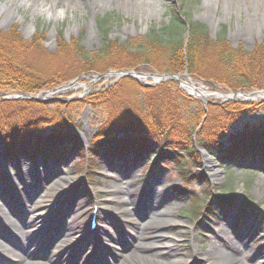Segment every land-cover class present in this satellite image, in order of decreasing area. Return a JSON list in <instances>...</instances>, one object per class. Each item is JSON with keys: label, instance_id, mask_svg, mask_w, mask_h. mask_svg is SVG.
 <instances>
[{"label": "rangeland", "instance_id": "obj_1", "mask_svg": "<svg viewBox=\"0 0 264 264\" xmlns=\"http://www.w3.org/2000/svg\"><path fill=\"white\" fill-rule=\"evenodd\" d=\"M38 1L41 0H0V3L8 9L12 8L11 11L1 12L0 30L6 31L15 24L24 39H30L34 34L42 32L41 43L43 52L47 55L55 53L56 38L59 34L66 42L71 39L77 40L88 55L99 51L107 40H115L120 44L129 43V50L132 51L151 34V31L160 35L164 34L166 37L165 28L167 26L176 29V24L174 25L172 19V9L184 12L183 19L204 27L210 40L214 41L223 37L233 49L241 48L246 52H252L256 45L264 43V0H86L82 5H73L72 0H55L54 8H51L53 13L55 8L60 6L65 7L68 12V17L63 21L47 19V13L43 11ZM42 1L49 6L50 0ZM180 37L186 43L187 35L181 33ZM39 58L40 56L36 59L34 54L31 55V61L38 64H35L37 67L49 69L48 66H52L45 58L38 62ZM55 62H53L54 66L57 63ZM143 72L148 71L143 70ZM151 72L158 75L166 74L165 72ZM224 72L217 74L224 80V85H206L205 77L208 78V75L205 73H201L205 77L188 75L195 87L197 83H201L204 89L208 87L206 90L211 93V89L223 94L240 90L230 74ZM92 76H94L93 72H87L83 74L82 79H77L72 87L51 95L68 104L74 103L76 107H71L70 118L76 125L78 135L85 146H89L105 113L103 106L81 101L85 96L104 90L125 79L124 77L115 79L103 76L94 80ZM182 81L190 84L186 76L182 78ZM163 82L153 84L151 79H143L140 84L152 83L151 86H156ZM227 83L234 87L228 88ZM176 85L179 88L178 83ZM180 91L193 101L202 103L201 99L194 100L193 97H197V94L192 95V92L187 89H180ZM122 94L131 97L134 92L127 86L123 88ZM74 98L79 100H73ZM206 100L213 104L220 102L218 97H207ZM180 102L186 103L184 100ZM252 102H258V100ZM186 104L188 106L183 105L181 108L191 115L195 107L193 103ZM259 105L261 107L256 109H247L249 111H245L229 128L230 134L240 130L244 125L263 124L264 104L258 102ZM223 142L228 145L226 138ZM0 145L2 146L3 143L1 142ZM66 146L70 148L68 144ZM204 153L216 157L220 175L211 177L210 165L201 156L198 169L203 176L194 173L193 178L186 183L176 173L173 163L166 162L159 170H149L144 167L147 161L153 160L152 156L146 160L134 161L133 164L120 156L115 157L109 168L107 164L101 162L99 175H94L93 186L87 184L84 174L79 170V151L65 155L61 160L44 161L42 158L33 160L30 157L18 156L9 162H0V198H3V200L0 199V205L3 202L6 203V208L14 214L7 218L0 212V230L5 232L7 228L18 236L11 229L12 224L9 220L17 224L21 219V210L23 211L29 205L25 202L26 196L41 192L43 209L40 207L37 210L36 205H31L29 209L34 211L31 215L32 225L38 222L40 225L45 223L50 229L56 230L59 217L56 214L57 207L59 204L64 206L72 219V231L65 234L66 241L74 243L81 236L90 235L87 244H82L80 240L77 244L83 252V257L87 259L83 264H118L121 261L119 257H126L129 254L128 250L147 256L155 250L153 243H157L158 246L162 245V242L171 240H174L172 249H178L176 258L179 264H209L208 252L214 242V235L225 228L227 223L224 218L228 216L227 219L232 225L234 235L243 236V240L248 245L245 246L246 248L243 245L238 262L240 264H264V231L260 232L257 238L254 235L259 233V230H264V160L247 157L244 160H247L245 163L228 165L218 160L215 152L204 151ZM45 177H47V183H43ZM67 177L71 179L68 180ZM123 177L131 180L135 193L154 185L156 190L161 192V194L158 192L160 197L158 202H155L160 210L156 214L160 216L161 212V218L164 216L171 222L152 221L153 216L149 217L152 212L147 215L149 207L145 204L137 208L138 215L129 217L124 204L120 202L118 192L119 179ZM180 183L182 190L177 189ZM188 191L193 194L191 195ZM194 196H197L203 204L209 202L211 205H214L216 198L234 196L236 197L235 204L241 205L242 209L237 206L225 211L220 210L217 216L208 223L204 220L207 214L198 219L193 218L191 202ZM166 199L169 201L166 202ZM198 200L194 202L198 203ZM92 202L98 203L102 212L97 220L96 228L89 231L88 217ZM36 216H39L37 220ZM249 230H252L254 234H251ZM157 234H165L167 237L160 240ZM30 235L34 238L36 233L28 230L27 237ZM51 236V231H46L44 237L47 239ZM10 244L6 243V247L12 248ZM157 246L156 248L161 247ZM224 247L230 249L228 245ZM51 249L52 247H50V252ZM76 251L77 249L73 248L72 254ZM17 252L19 258H25L28 254L25 250H17ZM13 254L15 253L8 254V251L0 249V259L4 258L8 264H13L15 259ZM34 261L43 262L37 258H34ZM138 262L132 259L128 264H140ZM65 263L75 264V261L71 262V259H68Z\"/></svg>", "mask_w": 264, "mask_h": 264}, {"label": "trees", "instance_id": "obj_2", "mask_svg": "<svg viewBox=\"0 0 264 264\" xmlns=\"http://www.w3.org/2000/svg\"><path fill=\"white\" fill-rule=\"evenodd\" d=\"M172 13L176 29L167 26L166 37L151 31L132 51L129 43L107 40L99 51L88 55L77 40L66 42L59 34L55 53L47 55L41 43L42 32L24 39L15 24L6 31L0 30V97L11 93L35 95L57 88L77 74L104 73L110 69L186 71L195 76L205 73L208 75V78L203 76L206 85L210 86L224 85V80L217 74L225 71L238 89L264 88V43L256 45L252 52L233 49L223 37L210 40L204 27L182 18L184 12L172 9ZM185 21L188 24L186 43L180 37L187 29ZM32 54L36 59L40 56L38 62L45 58L52 66H48L49 69L37 67L38 64L31 61ZM127 86L134 92L131 97L122 94ZM226 86L234 87L230 83ZM180 100L193 103L195 108L191 115L182 110L181 107L188 104ZM81 102L101 105L105 113L88 147L83 146L74 131L76 125L70 118L71 107H76L74 103L0 100V143H3L0 145V162H9L18 156L61 160L65 155L79 151V170L85 171L88 182L92 183L100 159L108 161L113 155L121 158L133 155L134 159L143 160L152 155L153 161L146 164V168L159 170L164 163H173L176 173L186 183L194 173L203 176L198 169V147L217 153L223 163H238L250 154L264 158L263 126L244 127L229 137V145L222 142L241 113L259 107L258 103L209 104L205 111L202 103L182 93L176 82L145 87L127 78L85 96ZM181 188L180 183L177 189ZM195 200H198L197 196L191 202L193 218L213 213L214 206L199 200L195 203ZM234 200L235 197L227 196L215 201L219 206H227Z\"/></svg>", "mask_w": 264, "mask_h": 264}, {"label": "bare ground", "instance_id": "obj_3", "mask_svg": "<svg viewBox=\"0 0 264 264\" xmlns=\"http://www.w3.org/2000/svg\"><path fill=\"white\" fill-rule=\"evenodd\" d=\"M72 4H78L82 5L84 1L86 0H72ZM40 2V7L43 8L44 12L49 11V6L54 8L53 0H50L49 6H46V4L43 3V1ZM12 10V8H10ZM7 7L4 6L3 3H0V14L4 10H9ZM4 21V19H3ZM30 25H28L29 27ZM31 28V27H30ZM190 91H194L193 89H190ZM197 92L201 95H205V91L203 90H197ZM256 96H261V98H264V93L261 94H254L252 98H256ZM204 160L207 164L210 165L209 172L211 177H218L220 175L219 166L214 157H212L209 154L203 155ZM53 172V170H52ZM55 172V171H54ZM48 176V175H47ZM68 180L71 179V177H67ZM73 179V178H72ZM47 177L43 180V183H47ZM120 186H119V194H120V202L124 204V209L128 213L129 217L130 215L134 217V215H138V207L142 204H145L149 209L147 210V215L149 217L153 216L151 220L153 221H161L164 223L171 222L170 219H166L164 216L162 217V213L160 212L159 215L156 214L159 212L158 205L155 204V202H158V198L160 197L156 188L154 185H151L150 187H147L146 189L135 193L133 184L131 183V180L127 178H120ZM59 182V181H58ZM49 183V182H48ZM43 187V186H42ZM161 194V192H159ZM43 195L41 192L31 193L30 195L26 196L25 202L29 205L21 210V219L18 220L17 224L13 220H9L12 224V230L15 231L18 236H15L12 231L8 230L6 227V231L3 232L0 230V249L8 251V254L14 252V262L13 264H66V260L71 259L75 261V264H83L85 260L87 259L83 257V252L80 248L77 247V244L81 241L82 244H87L89 240V234H85L81 236L76 242L74 243H68L66 241V233L72 231V219L70 218V213L65 210L64 206L58 205L57 207V213L58 214V220H57V229H50V227H47V224L43 223L40 225L34 223L32 225V216L34 214V211H30L31 205L38 206V209L42 207L43 209V202H42ZM3 200V198H0ZM166 202L169 201V199L165 200ZM43 205V206H42ZM141 205V206H142ZM77 206V205H76ZM75 206V207H76ZM0 212L8 218V216H14L8 208H6V203L3 202L2 205H0ZM32 212V213H31ZM10 218V217H9ZM39 218V216H36V220ZM228 216H226L225 222L227 225L224 229H221L219 232H217L214 235V242L211 245V249L208 252L210 256V262L209 264H240L238 261L239 257L241 256V250L243 251L242 247L248 246L247 242L243 240V236H236L234 235L232 225L229 224V220L227 219ZM34 219V220H35ZM31 230L34 233H36L35 237L32 238L31 235L27 237V231ZM46 231H51V238L46 239L45 234ZM246 231V230H244ZM250 231V230H249ZM263 229L257 234H254V232L251 230V234H254L257 238L260 235V232L263 233ZM160 240H163L165 237H167L165 234H157L156 235ZM172 239V238H171ZM80 240V241H79ZM173 241L170 242H162V245L159 244L158 246H161L159 248H156L157 243H153L152 246H154L152 250L153 253L151 255H141L140 253L137 254L135 251L129 252L126 257L120 256L119 259L121 260L118 264H128L132 259L138 260L140 264H179L180 262L176 258V255L178 253V249H172L173 248ZM6 243H11L10 245L13 246L12 248H7ZM111 243H114L111 241ZM134 243V242H132ZM240 243V244H239ZM224 245L229 246V250L224 247ZM134 247V245L132 244ZM157 246V247H158ZM50 247H52L50 252ZM245 247V248H246ZM73 248L77 249V251L72 254ZM17 250H25L28 254L25 258H19V253ZM12 251V252H11ZM52 254V256H51ZM33 255V256H32ZM37 255V256H36ZM71 255H74L71 257ZM34 258L40 259L43 262H36L34 261ZM60 259V260H59ZM150 262V263H146ZM0 264H8L6 263V260L0 259ZM69 264V263H67Z\"/></svg>", "mask_w": 264, "mask_h": 264}, {"label": "water", "instance_id": "obj_4", "mask_svg": "<svg viewBox=\"0 0 264 264\" xmlns=\"http://www.w3.org/2000/svg\"><path fill=\"white\" fill-rule=\"evenodd\" d=\"M187 34V32H186ZM109 77H114L115 79H118L120 77H130L138 81H143V79H151L153 83H158L162 80H174L179 83V87L183 90L185 89H193L194 91H197L198 89L194 87L192 84L189 86L187 82H184L181 80L182 77L186 76L185 73L182 74H155V73H144V72H137V71H113L110 70L106 73ZM103 75H97L94 76V78H100ZM188 80L190 78L188 77ZM75 81H70L64 86H60L59 88H56L54 90H51L50 92H39L36 95H28V94H10L6 95L0 98V100H36V101H44V100H49V99H54L55 97H51L50 94H55V93H60L65 91L67 88H70L73 86ZM199 84V83H198ZM149 85V84H147ZM199 88H203L201 85H199ZM264 93V90H256V91H251V92H242L238 91L236 93H229V94H223L219 91H215L214 94L212 93H206L205 95L198 94V97L203 101L207 102L206 96H211V97H219L222 98L221 103L225 101H238V102H250L253 100H259V99H264L261 98V96H256V98H252L254 94H261ZM202 156L205 155L203 151H201Z\"/></svg>", "mask_w": 264, "mask_h": 264}, {"label": "clouds", "instance_id": "obj_5", "mask_svg": "<svg viewBox=\"0 0 264 264\" xmlns=\"http://www.w3.org/2000/svg\"><path fill=\"white\" fill-rule=\"evenodd\" d=\"M53 4H55V0H53ZM66 17H68V12L65 7L63 6L56 7L55 12L53 13L51 11V7L49 6V11L46 14L47 19L49 20L55 19V20L63 21L66 19Z\"/></svg>", "mask_w": 264, "mask_h": 264}, {"label": "flooded vegetation", "instance_id": "obj_6", "mask_svg": "<svg viewBox=\"0 0 264 264\" xmlns=\"http://www.w3.org/2000/svg\"><path fill=\"white\" fill-rule=\"evenodd\" d=\"M80 75H83V74H80Z\"/></svg>", "mask_w": 264, "mask_h": 264}]
</instances>
